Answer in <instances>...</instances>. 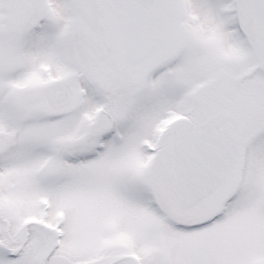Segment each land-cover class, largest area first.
I'll use <instances>...</instances> for the list:
<instances>
[{
  "label": "snow or ice",
  "instance_id": "obj_1",
  "mask_svg": "<svg viewBox=\"0 0 264 264\" xmlns=\"http://www.w3.org/2000/svg\"><path fill=\"white\" fill-rule=\"evenodd\" d=\"M0 264H264V0H0Z\"/></svg>",
  "mask_w": 264,
  "mask_h": 264
}]
</instances>
